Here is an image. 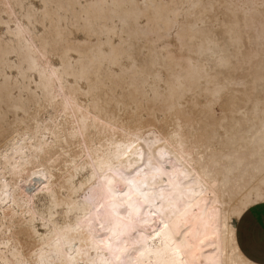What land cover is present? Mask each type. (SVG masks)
I'll list each match as a JSON object with an SVG mask.
<instances>
[{"label": "snow or ice", "instance_id": "1", "mask_svg": "<svg viewBox=\"0 0 264 264\" xmlns=\"http://www.w3.org/2000/svg\"><path fill=\"white\" fill-rule=\"evenodd\" d=\"M217 6L145 4L135 23L159 29L148 48L129 33L75 63L33 32L30 10L0 16L8 55L39 77L0 95V264H254L248 250L264 253L254 220L264 211V0L229 5L224 18ZM117 69L146 87L121 84Z\"/></svg>", "mask_w": 264, "mask_h": 264}, {"label": "bare ground", "instance_id": "2", "mask_svg": "<svg viewBox=\"0 0 264 264\" xmlns=\"http://www.w3.org/2000/svg\"><path fill=\"white\" fill-rule=\"evenodd\" d=\"M11 7L5 9L0 4V16L5 13L9 18H20L23 20L26 13L30 10L34 14L33 32H44L48 40L53 44L58 45L59 49L63 52H71L70 55L74 56L71 62L75 63L77 60H87L88 54L93 49L99 50L101 47H109L113 42L117 46L121 43H127L129 39V33L135 38V43L139 48L149 47V36L154 32H158L159 29L155 23L149 24L144 22V27L135 23L136 13L147 15L151 9H143L145 4L152 5L162 3L163 0H111V2L126 4L129 6H135L130 8H122L115 12L100 13L92 5L103 3L104 0H7ZM168 3L183 2L187 3L189 0H167ZM208 2L216 3V14L221 18H224L233 11L229 5H240L244 3L259 4V0H208ZM223 4L224 7H219ZM16 5H27V8L16 7ZM83 5V7L81 6ZM255 19L250 29L252 33L251 44L249 45V30H245L243 35V44L249 45L255 49L258 55L260 50L259 35L261 31V17L259 9L257 8L254 13ZM38 17V19H35ZM115 17V18H113ZM125 17H132L131 24L124 23ZM0 20V23H3ZM104 25V27H101ZM115 29H119L117 32ZM112 30L113 40L109 39L108 31ZM120 32L124 35L121 37ZM82 34V38L76 37V35ZM174 36L165 46L173 44ZM228 43H224L220 51H226ZM76 50H79L82 55H76ZM16 49L11 44H5L3 42V36L0 34V95H2L7 89L9 93L16 91L17 94L21 89H27L29 86L35 88L37 86L38 75L34 78L29 72L27 75V69L21 70L20 57L9 56V52H15ZM251 72L249 74H258L260 71V63L257 59L256 62L249 66ZM121 73L119 81L121 84L127 85L128 81H133L139 88L144 89L146 87L145 82L137 80L135 74H129L124 69H117ZM115 72L105 71L104 78L110 83L114 82ZM95 79V77H94ZM259 146L257 145V153ZM258 163V160H257ZM244 254V253H243ZM256 264V263H254Z\"/></svg>", "mask_w": 264, "mask_h": 264}, {"label": "crops", "instance_id": "3", "mask_svg": "<svg viewBox=\"0 0 264 264\" xmlns=\"http://www.w3.org/2000/svg\"><path fill=\"white\" fill-rule=\"evenodd\" d=\"M254 220H255V227L257 231V237H259V233L262 228H264V211H258L254 214ZM249 252L252 253L256 257V260L254 263L256 264H264V253H262L259 249V246H257L256 249H249ZM244 252L242 251V254ZM246 254V253H244Z\"/></svg>", "mask_w": 264, "mask_h": 264}, {"label": "rangeland", "instance_id": "4", "mask_svg": "<svg viewBox=\"0 0 264 264\" xmlns=\"http://www.w3.org/2000/svg\"><path fill=\"white\" fill-rule=\"evenodd\" d=\"M76 37H78V38H82V34L78 33V34L76 35Z\"/></svg>", "mask_w": 264, "mask_h": 264}]
</instances>
